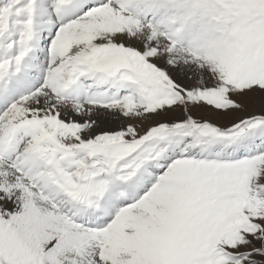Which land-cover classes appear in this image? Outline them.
<instances>
[{"label": "snow or ice", "instance_id": "snow-or-ice-1", "mask_svg": "<svg viewBox=\"0 0 264 264\" xmlns=\"http://www.w3.org/2000/svg\"><path fill=\"white\" fill-rule=\"evenodd\" d=\"M0 264H264V0H0Z\"/></svg>", "mask_w": 264, "mask_h": 264}]
</instances>
